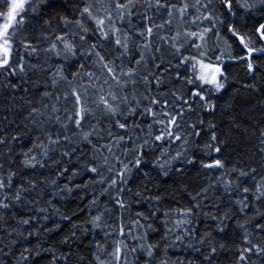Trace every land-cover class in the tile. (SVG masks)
<instances>
[{
	"label": "snow or ice",
	"instance_id": "6c2138e0",
	"mask_svg": "<svg viewBox=\"0 0 264 264\" xmlns=\"http://www.w3.org/2000/svg\"><path fill=\"white\" fill-rule=\"evenodd\" d=\"M139 8V0H0L6 81L0 96V264H129V254L132 264H221L218 252L226 245L215 237L233 221L245 246L232 264H257L253 257L264 264V174L229 166L214 123L203 144V119L181 126L196 105L215 110L211 97L226 89L229 61H246L250 82L243 89L264 96V0H148L143 12ZM174 12L183 32L169 29L160 38L178 53L165 65L156 55L154 29L170 25ZM30 28L38 36L30 37ZM141 63L154 64L174 85L171 100L154 95L143 111L134 92ZM105 72L114 83L101 82ZM150 75L143 76L149 85ZM61 82L65 100L74 98L73 111L58 106L53 89ZM88 85L98 89L94 107L85 100ZM156 85L163 86L159 76ZM229 110L235 111L231 102ZM260 111L264 115V100ZM145 116L151 118L146 126ZM237 119L232 131H239ZM259 143L257 154L264 157V129ZM198 152L207 157L201 167L218 175L187 192L175 177L196 163ZM168 182L179 200L169 199ZM89 183L99 187L91 199ZM181 189L187 203L180 202ZM76 195L88 200L84 219L66 207ZM158 221L163 234L153 240ZM65 224L70 227L58 243L43 239ZM90 232L93 239L84 245ZM173 249L182 254L170 255Z\"/></svg>",
	"mask_w": 264,
	"mask_h": 264
},
{
	"label": "trees",
	"instance_id": "16d2710c",
	"mask_svg": "<svg viewBox=\"0 0 264 264\" xmlns=\"http://www.w3.org/2000/svg\"><path fill=\"white\" fill-rule=\"evenodd\" d=\"M141 3V8H139L137 11L143 12V4L147 3L148 0H139ZM189 3H194L195 0H188ZM203 2V0H202ZM217 11H219L217 9ZM164 19H168L167 14H164ZM188 22L191 27V17H188ZM156 23L159 25L162 23L161 20H157ZM183 26L184 21H181L179 17L178 12H174L173 16L171 17V24L167 27H158L154 29V39L155 42L160 46L159 52L156 53L157 56L162 57L163 61L165 62V65H167V62H173L174 63V57L178 56V53L167 43H164L160 38L171 29L172 32L180 31L183 32ZM30 37L38 36V33L34 32L31 28L28 30L27 33ZM104 48L109 52L110 56L115 55V53L112 51V42L107 41L104 43ZM152 52L151 51H145V56L147 58H151ZM128 56L125 55L122 57L124 65L128 64ZM134 63V62H133ZM227 72L229 75L228 84L226 85V89L222 90L221 93L214 94L211 99H213L217 107L214 111L209 112H202L200 110L199 105L195 106V109L191 112H188V114L183 118L181 121V126H184L189 121H197L199 119L204 120V133L199 138V143L203 144L207 141L208 138L211 136V132L208 130L209 122H212L216 125V131L219 135L220 140L225 141V146L223 148V151L221 153V156L226 158L229 162V166L232 164H237L239 167L244 168L246 171L252 167L256 168V172L258 175L264 174V171H262V167H264V157H261L258 155V149L260 146L259 143V132L261 129H264V115L261 114L260 107H261V101L264 100V96H260L259 94H253L245 89H243L242 85L246 82H250L249 76L250 74L247 71L246 68V61L244 63L236 62V61H229L227 64ZM150 75L151 84H146L143 80V76L146 74ZM31 75V73H28ZM40 74L39 72L37 73ZM159 76L162 78V87H157L156 85V77ZM108 79L109 84L114 83L111 81L107 73H103L101 75V82ZM134 79L137 81L134 92L140 101V110L143 111V109L147 108L151 104V97L157 96L161 99L164 98V94H167V98L171 100V92L174 85L171 83V81L168 79L165 73L163 72H157L154 64L149 63L148 67L145 68L144 64L141 63L137 66V75L134 77ZM15 82V81H13ZM34 81L29 82V87L32 86V83ZM6 84V81L4 80V74L0 73V96L5 95V88L4 85ZM39 86V85H37ZM88 88V92L85 95V100L88 106L94 107L95 102L97 100L98 95V89L93 88L92 86L88 85L86 86ZM105 89L107 90L108 85H104ZM151 88V91L149 90ZM67 88L63 82L60 83L59 87L57 89H53L54 92H58L60 95V99L57 102L60 109L63 111L64 109H67L68 111L74 110V98L69 97V99L65 100L63 96V92L66 91ZM34 91V89H33ZM229 102H231V108L235 109L234 112L230 113L229 110ZM102 107V106H101ZM156 111L161 110L160 105L154 106ZM187 111V110H186ZM100 113L97 112V115ZM232 117H237V123H239L240 128L239 131H232ZM150 117L145 116L144 117V125L146 126L148 122L150 121ZM89 124V121H85V126L87 127ZM158 128L160 126H157ZM135 136L136 133H133ZM134 153L129 155V159H132V156ZM197 161L196 163L188 167L183 174H181L178 177H175V179L184 185H187V192H193L198 191L199 186H202L204 183L207 182L209 177H215L218 175V173H214L211 171H206L201 167L200 161L206 160L207 157L203 153H197ZM213 158H219L213 156ZM149 168L152 167L151 164L147 165ZM110 178V177H109ZM251 182V174L249 176V179L247 183ZM63 183V181H61ZM166 187H169L170 194L169 199H172L173 196L177 200L180 199V195L175 193L171 190V184L170 182L166 183ZM95 189L96 191H99L98 185H93L91 183L88 184V192L89 196L88 199H91V192ZM181 194L184 195V199L180 201L181 203H187L188 200V194L187 192H184L183 189L180 190ZM107 199V197H105ZM88 200L81 201L80 196L76 195L75 197L71 198L70 202L66 204V207L72 211L78 213L79 219H84L88 214L87 209ZM77 205H79V209L77 208ZM261 207H264V204L261 205ZM80 209H83V213H80ZM21 213H23V209L19 208L17 209ZM207 221L205 223L201 224L200 231L203 232ZM70 226L65 224L61 231L54 233L51 235V237H43V239H47L49 243L56 244L59 242V240L62 238V236L67 232V229ZM157 227L160 229L158 232L151 233V238L153 240L158 239L163 234V225L158 221ZM103 235L100 230H97V234L95 236L96 239H100V237ZM118 238V237H117ZM93 239V234L90 232L88 234L87 239L84 240V245H88ZM217 241V245L223 243L226 245L224 249L219 250L218 255L220 257L221 264H232L233 259L235 258V253L237 250L245 246L243 241V230L240 229L236 222L233 221L232 223L228 224L226 227V230L222 234H217L215 237ZM111 243V240L109 241ZM128 243H131L130 239L128 240ZM111 250V249H110ZM81 251H85L84 248H81ZM182 254L181 251L173 249L170 255H179ZM253 259L257 260V264H259V260L256 257H253ZM129 264H132L133 257L132 255H128ZM43 264V262H41ZM142 264V262H141Z\"/></svg>",
	"mask_w": 264,
	"mask_h": 264
}]
</instances>
